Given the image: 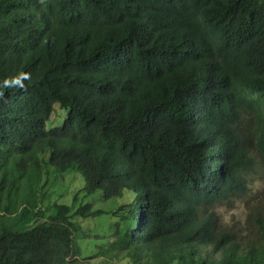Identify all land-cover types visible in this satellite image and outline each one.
Wrapping results in <instances>:
<instances>
[{"label": "trees", "instance_id": "16d2710c", "mask_svg": "<svg viewBox=\"0 0 264 264\" xmlns=\"http://www.w3.org/2000/svg\"><path fill=\"white\" fill-rule=\"evenodd\" d=\"M47 164L87 194L38 206ZM262 169L264 0H0V264H80L73 215L126 190L113 264H264V207L254 241L215 208Z\"/></svg>", "mask_w": 264, "mask_h": 264}, {"label": "rangeland", "instance_id": "374dc122", "mask_svg": "<svg viewBox=\"0 0 264 264\" xmlns=\"http://www.w3.org/2000/svg\"><path fill=\"white\" fill-rule=\"evenodd\" d=\"M66 109H60L58 105L54 106V111L48 121L47 127L58 126L64 119ZM46 150L45 158H47ZM37 185L45 184L46 196L42 199L37 198L38 206L50 205L53 202L72 204L73 197L80 195V199L87 194L85 188V176L75 168L60 172L51 165L41 166ZM133 190H126L123 195L112 198H101L97 194H91L86 200L93 203V208L103 209V212L96 216L84 217L73 215V220L81 226L78 231L76 244L80 251L78 263L80 264H113L112 257L102 255L107 249L111 236L116 229V223L121 220L120 206L129 203L134 198ZM264 169L259 170L258 174L252 175L250 179V190L242 199L232 203H217L215 206L218 214V220L224 226L231 228L236 237L254 241L255 226L249 219L250 208L255 206L257 210L264 207ZM79 202L73 206L77 209ZM51 213L46 212V216Z\"/></svg>", "mask_w": 264, "mask_h": 264}, {"label": "clouds", "instance_id": "9594fccd", "mask_svg": "<svg viewBox=\"0 0 264 264\" xmlns=\"http://www.w3.org/2000/svg\"><path fill=\"white\" fill-rule=\"evenodd\" d=\"M24 79H28V74L27 73H23L20 78H14L11 81H9V80L6 79L4 81V84H5V86H8L9 84H14V85H18L19 87L23 88L24 85H23V82L22 81Z\"/></svg>", "mask_w": 264, "mask_h": 264}]
</instances>
